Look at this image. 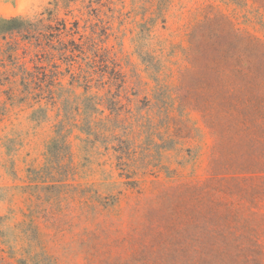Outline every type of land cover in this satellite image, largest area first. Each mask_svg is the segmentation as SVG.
Returning <instances> with one entry per match:
<instances>
[{
  "label": "rangeland",
  "instance_id": "rangeland-1",
  "mask_svg": "<svg viewBox=\"0 0 264 264\" xmlns=\"http://www.w3.org/2000/svg\"><path fill=\"white\" fill-rule=\"evenodd\" d=\"M21 2L0 34V264H264V0L0 18ZM212 35L239 63L198 59Z\"/></svg>",
  "mask_w": 264,
  "mask_h": 264
},
{
  "label": "trees",
  "instance_id": "trees-1",
  "mask_svg": "<svg viewBox=\"0 0 264 264\" xmlns=\"http://www.w3.org/2000/svg\"><path fill=\"white\" fill-rule=\"evenodd\" d=\"M21 24H23V20L19 18H0V34L19 30L22 28ZM213 38H215L213 43H210L208 40L199 42V60L225 65L232 62L239 63L241 57L237 55L238 49L231 48V45H226L225 37L222 35H212L210 39ZM253 44L257 45V43L251 41L250 45ZM261 61L264 62V55L261 56Z\"/></svg>",
  "mask_w": 264,
  "mask_h": 264
},
{
  "label": "clouds",
  "instance_id": "clouds-1",
  "mask_svg": "<svg viewBox=\"0 0 264 264\" xmlns=\"http://www.w3.org/2000/svg\"><path fill=\"white\" fill-rule=\"evenodd\" d=\"M25 7H26V5H25L23 2H21V3L19 4L18 11L14 14V17H13V18H19V19H30V17H28V16H26V15L24 14V9H25ZM4 12L7 13V10L5 9ZM6 18H8V17L6 16Z\"/></svg>",
  "mask_w": 264,
  "mask_h": 264
}]
</instances>
